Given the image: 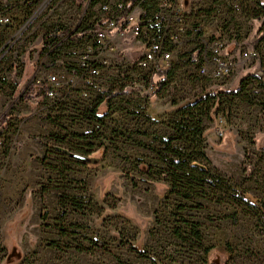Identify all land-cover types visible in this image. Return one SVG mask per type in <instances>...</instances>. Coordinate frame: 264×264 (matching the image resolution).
Segmentation results:
<instances>
[{
    "label": "rangeland",
    "instance_id": "374dc122",
    "mask_svg": "<svg viewBox=\"0 0 264 264\" xmlns=\"http://www.w3.org/2000/svg\"><path fill=\"white\" fill-rule=\"evenodd\" d=\"M19 1L11 24L0 26V264H153L149 258L264 264L262 214L235 197L216 201L219 191L192 201L164 198L163 165L145 147H162L154 136L172 134L176 111L215 92L218 108L202 118L209 166L264 201V0L242 1L222 28L224 52L236 63L223 79L200 75L186 50L173 58L169 81L157 94L138 82L133 92L109 97L107 89L119 92L130 77L141 76L125 70L142 50L128 38L109 74L113 85L87 90L76 83L60 103L22 96L35 80L46 84L48 74L71 78L79 57V42L66 37L40 56L42 35L55 25L74 31L91 21L93 10L88 0ZM253 51L260 58L242 55ZM93 108L101 119L92 116ZM62 193L82 201L84 210L63 207ZM178 202L187 207L178 210ZM233 213L236 223L225 217ZM177 216L201 224L204 245L214 248L207 257L174 236L176 226L184 227ZM93 243L100 246L92 253L76 249Z\"/></svg>",
    "mask_w": 264,
    "mask_h": 264
},
{
    "label": "built area",
    "instance_id": "2783aa9c",
    "mask_svg": "<svg viewBox=\"0 0 264 264\" xmlns=\"http://www.w3.org/2000/svg\"><path fill=\"white\" fill-rule=\"evenodd\" d=\"M242 1L88 0L87 7L93 10V17L90 22H84L88 29L78 41L79 57L68 74L71 78L66 80V74H48L45 84L48 90L41 97L60 103L66 102V94L76 83L87 90L103 83L113 85L115 80L109 74L117 68L121 42L128 38L136 40L137 47L142 50L137 59L126 64L125 70H139L141 76L136 80L130 77L125 91L132 90L140 82L153 92L152 75L170 68L173 58L186 50L197 53L194 61L200 75L223 79L236 63L224 52L226 42L221 30L231 20V14L239 10ZM16 3V0H0V26L11 24ZM242 55L260 58L257 51ZM73 76H80V79L74 81ZM42 83L35 80L36 86ZM82 95L89 97L87 92Z\"/></svg>",
    "mask_w": 264,
    "mask_h": 264
},
{
    "label": "trees",
    "instance_id": "16d2710c",
    "mask_svg": "<svg viewBox=\"0 0 264 264\" xmlns=\"http://www.w3.org/2000/svg\"><path fill=\"white\" fill-rule=\"evenodd\" d=\"M93 2H95V0H93ZM87 29L88 26L85 24L74 31L59 25L48 28L42 35L39 55L49 54V50L55 47L63 37H67L68 40L72 41L81 40ZM187 55L190 61H194L197 53L191 51ZM52 57L55 59L54 54H52ZM170 76V68L162 69L152 75V81L155 84L153 95L157 94L168 83ZM47 90L48 88L45 83L36 86L34 82H32L27 85L22 96H24V98H30L32 97L31 94L35 93L34 96L40 95L44 97ZM134 90L135 88L131 91H125L123 88L121 91L113 93L111 89H107L105 92L107 96L113 97L115 95L128 94ZM240 90L241 88H238L236 91L239 92ZM215 97H217V93L215 92H213L211 96L201 95L193 103L178 109L174 119L170 123L172 134L168 135L166 138L154 136V139L158 140L162 147L154 148L149 145L145 146L156 153L158 160L163 165V167L158 170V175L162 177L167 186L164 198L167 199L172 195L183 201H192L195 198H202L207 195L211 196V194L215 193L214 191H219L221 194H218L220 196L215 199L216 201L226 197H235L240 201H246L248 205L254 207L264 216L263 200L251 196L246 190L239 189L237 185L232 184L228 179L214 172L209 166V160L205 154V137L202 118L205 115L210 117L212 110L218 108L219 100L215 99ZM210 99H214L211 105L209 104ZM91 113L96 119H101V116L97 114L95 108L92 109ZM2 121L6 122V117H4ZM53 136L56 141L62 142L64 139V136L57 134ZM75 136L81 138L86 137L79 135ZM87 137L92 138L91 135ZM175 143H178V145ZM140 164H142V168L140 167V169L149 177L154 175L152 166L143 162H140ZM59 202L63 207L69 206L76 210H84V203L82 201L64 193L59 195ZM176 207L178 210H183L187 206L186 204L178 202ZM177 217H180L179 221L182 222L184 227L176 226L173 229L174 236L183 243H190L193 247L201 250L207 257L214 248L213 246L204 245L200 229L201 224L197 221L184 219L182 216ZM225 217L231 218L233 223L237 222L235 213L226 215ZM49 246L62 249L55 241H51ZM93 246L99 247L100 244L93 243V245L89 247L79 245L76 246V249L92 253ZM138 253L143 254L141 251ZM149 259L153 264H160L153 258ZM121 264L124 263L121 262Z\"/></svg>",
    "mask_w": 264,
    "mask_h": 264
}]
</instances>
